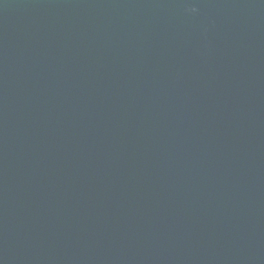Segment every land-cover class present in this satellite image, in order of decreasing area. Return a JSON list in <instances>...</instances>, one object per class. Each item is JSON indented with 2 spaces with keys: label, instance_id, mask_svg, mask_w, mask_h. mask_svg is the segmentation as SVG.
Wrapping results in <instances>:
<instances>
[{
  "label": "water",
  "instance_id": "95a60500",
  "mask_svg": "<svg viewBox=\"0 0 264 264\" xmlns=\"http://www.w3.org/2000/svg\"><path fill=\"white\" fill-rule=\"evenodd\" d=\"M0 264H264V0H0Z\"/></svg>",
  "mask_w": 264,
  "mask_h": 264
}]
</instances>
